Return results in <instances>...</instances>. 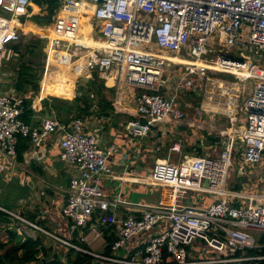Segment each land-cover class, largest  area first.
Returning <instances> with one entry per match:
<instances>
[{
    "label": "built area",
    "instance_id": "built-area-1",
    "mask_svg": "<svg viewBox=\"0 0 264 264\" xmlns=\"http://www.w3.org/2000/svg\"><path fill=\"white\" fill-rule=\"evenodd\" d=\"M33 0H0V51L9 44L25 41L23 29L34 13ZM38 5V4H36ZM38 5L36 10L45 7ZM82 17L90 30L81 33ZM25 19V21L22 20ZM32 32L45 38L48 53L43 77L54 87L67 85L68 71L76 77L96 71L138 91L132 94L139 116L126 121L125 129L134 138L145 137L165 120H179L183 110L175 104L182 91L201 90L207 103L220 102V91L228 98L225 114L231 125L219 131L221 150L216 156L184 155L178 163L157 159L147 181L172 188V198L187 191L214 195L208 206L143 204L139 214L116 217L108 213L121 201L103 196L100 180L111 171L108 156L115 144L99 147L93 133L84 131L81 117L67 123L54 116L32 125L22 118L25 95L14 87L0 89L1 168L15 160L20 137L38 142L59 132L58 158L73 169L62 213L74 225L85 226L97 214L101 224L112 228L116 239L112 251L123 249L134 236L167 223L143 247L129 257L99 254L64 240L21 214L1 208L13 219L19 235L32 238L39 231L91 256L120 264H237L264 261V188L241 192L227 188L226 180L236 145L242 147L241 164H254L264 157V0H57L47 26ZM23 35L25 37H23ZM84 36L91 44L81 41ZM220 48L225 53L218 52ZM258 62H261L260 64ZM180 66L179 76L161 92L165 68ZM226 73L233 81L218 77ZM115 80V81H116ZM78 79L72 86H77ZM116 81V82H117ZM241 83H244L243 89ZM243 101L238 104V93ZM218 100V101H217ZM237 114L243 113L244 127L237 130ZM171 149L178 150L174 144ZM208 182L204 186V181ZM234 198L240 200L235 204ZM199 242L202 256H194L192 245Z\"/></svg>",
    "mask_w": 264,
    "mask_h": 264
},
{
    "label": "crops",
    "instance_id": "crops-1",
    "mask_svg": "<svg viewBox=\"0 0 264 264\" xmlns=\"http://www.w3.org/2000/svg\"><path fill=\"white\" fill-rule=\"evenodd\" d=\"M32 6L37 11L38 5L32 4ZM81 22V33L86 34L87 30L88 32L90 30L88 17H82ZM28 23L40 29L39 25L31 19H27L23 25L24 30L37 31V29L33 30L26 26ZM30 32L26 34L30 35ZM84 37L92 40L89 36ZM180 70V66L165 68L164 83L161 85L162 93L167 95L170 93L167 90V84L173 83V77H178ZM14 74L15 72L12 71L13 80L15 79ZM172 74L175 75L171 77ZM81 77L84 78L83 81L80 79ZM90 77V73L76 77L68 71L65 79L67 85H71L69 87H54L48 76L43 79L41 77L39 90L30 95V108L39 105L40 110L45 111L42 109V104H47L49 115L44 116L40 112H31L26 116L27 123L39 125L44 118L49 116H54L59 121L67 123L75 115L76 108L72 106L67 117H58L56 110L52 107L51 96L58 95V93L55 94L56 88L59 92L68 93L64 97L71 99L81 85L88 80L91 81ZM75 78L78 79L77 86L76 84L72 86ZM103 79L114 82V111L108 110L105 105L99 108L97 96L93 95L88 113L81 114L80 117L84 121V131L95 135L99 147L107 149L112 144L117 146V150L108 156L111 171L103 174L100 180L103 196L106 199L118 198L121 200L117 208L109 209L108 213H114L116 217H124L129 213L139 214L143 204H155L159 201L165 204L176 201L180 204L208 206L214 200V195L187 191L175 200L172 198L173 190L170 186L148 182L147 177L157 159H167L171 163H178L184 155L216 156L221 150L219 131L231 126L224 106L228 98L222 96L220 91H216L214 96L220 102L207 103L206 97H203V93L197 88L182 91L177 96L175 104L183 110L184 116L179 120H165L153 127L145 137L138 139L132 137L125 129L126 121L131 118L120 112L121 108H125L129 112L136 113L132 94L138 89L118 82L114 73ZM13 80L0 82V88L14 87ZM23 94L25 95V93ZM243 96L242 92L238 93L236 99L238 104L242 103ZM25 98H29V92H26ZM119 106L122 107L119 108ZM236 115L237 124L232 126V129L239 130L244 127L245 117L243 113H236ZM58 138L59 132L41 138L38 142H31L29 138L20 137L15 160L8 162L6 168H1L4 159L0 155L1 208L17 212L56 236L95 253L106 254V246L111 242L108 254H115L117 257H129L141 249L143 242L150 236L167 228V223L163 222L161 226L134 236L123 249L116 252L111 249L116 234L112 228L98 221V211L93 214L85 226L74 225L73 221L62 213L73 169L58 158ZM174 144L179 145L178 150L171 149ZM236 148L227 175V188L251 193L262 190L264 188V157L257 163L242 166L240 153L242 147L237 144ZM233 201L235 204L240 203L237 198H234ZM6 217V224L12 227L13 219L9 216ZM36 233V237L42 239V248H53L55 252H59L60 262H65L66 252L73 247L39 231ZM22 236L20 237L22 238ZM9 248L11 249L12 246ZM73 249L77 251L75 248ZM42 250L40 249L38 257L44 259ZM192 251L194 256L203 254V248L197 241L192 245ZM93 264L120 263L94 257Z\"/></svg>",
    "mask_w": 264,
    "mask_h": 264
},
{
    "label": "trees",
    "instance_id": "trees-1",
    "mask_svg": "<svg viewBox=\"0 0 264 264\" xmlns=\"http://www.w3.org/2000/svg\"><path fill=\"white\" fill-rule=\"evenodd\" d=\"M32 3L38 5L46 3L45 7H41L28 18L44 29L51 19L54 8L57 6V0H33ZM22 20L25 21L24 18H22ZM26 26L33 30L37 29L30 23ZM34 32H38L39 34L42 33L41 31ZM19 44L22 45V49L18 46ZM45 47V38L33 34L25 41L9 44L5 48L6 53L9 51L11 54L15 55L11 64V68L16 74L14 88L22 93L29 92V98L22 100L25 107L22 118L25 122H27L26 116L31 113L30 95L37 93L39 90L40 77L45 64L42 60L33 62L31 57L38 56L40 53L43 54ZM92 74L94 78L81 85L78 92L71 99L64 97L68 95V93L59 92L58 89L55 88V94L58 93V95L51 96V101L52 107L56 110L58 117H67L71 112L70 108H72V106L76 108L75 115L73 116L80 117L81 114H87L91 101H93V95L97 96L99 108L105 105L108 110L114 111V82L99 78L96 71H93ZM121 107L119 106V108ZM120 112L128 115L130 118L139 117L136 113L129 112L125 108H121ZM6 216L8 215L0 209V264H93V256L77 252L73 248H70L66 252V260L61 263L59 260V252H55L53 248L50 247L42 248L41 238H32L26 235H23L24 237L22 236L21 238V235L17 234L12 227L6 224ZM260 239L264 240V236ZM110 245L111 242L106 246V254L109 253ZM10 246H12V248L7 250ZM40 249H43L42 256L44 259L38 257ZM258 252H264V249L243 251V253ZM237 264H264V261L256 263L242 262Z\"/></svg>",
    "mask_w": 264,
    "mask_h": 264
},
{
    "label": "rangeland",
    "instance_id": "rangeland-1",
    "mask_svg": "<svg viewBox=\"0 0 264 264\" xmlns=\"http://www.w3.org/2000/svg\"><path fill=\"white\" fill-rule=\"evenodd\" d=\"M39 27H42V26H40L39 25ZM87 32H88V30H87ZM30 33H32V32H30ZM33 34V33H32ZM26 35V34H25ZM23 37H25L24 35H23ZM21 49H22V45L21 44H19L18 45ZM18 47V48H19ZM218 52H220V53H225V50L224 49H222V48H220V50L218 51ZM46 53H48V50H47V45H46V47H45V49H44V53L42 54V53H40V54H38V56H35V57H31V59L33 60V62H39L40 60H42V61H44V63H45V61H46V58H47V56H46ZM15 58V55H13V54H11L9 51H7V53L5 52V50H3V51H0V69H1V71H0V82L1 83H3L4 81H6V80H13L12 78H14L13 77V75H12V71H13V69L11 68V64H12V62H13V59ZM5 61V62H4ZM4 63V64H3ZM259 64L261 63V62H258ZM13 73H14V71H13ZM218 76H220L221 78H223V79H227V80H230V81H233V80H235L236 78L234 77V76H232V75H230V74H226V73H219V74H217ZM14 76H15V74H14ZM41 76H42V74H41ZM46 78V77H45ZM82 81L84 80V78L83 77H81L80 78ZM40 80H41V77H40ZM13 81H15V79L13 80ZM242 85H241V88L243 89V86L245 85L244 83H241ZM1 90H3V88L1 87L0 88ZM46 91V90H45ZM70 96H72V95H70ZM38 107V108H37ZM42 109L43 110H45V111H42V110H40V108H39V105L37 106H34L33 108H31V112L32 113H34V112H40V113H43L44 114V116H48L49 115V113H48V111H49V107H48V105L46 104V105H44V104H42ZM47 111V112H46ZM228 185V184H227ZM53 240V239H52ZM10 249V248H9ZM7 250H8V248H7Z\"/></svg>",
    "mask_w": 264,
    "mask_h": 264
},
{
    "label": "bare ground",
    "instance_id": "bare-ground-1",
    "mask_svg": "<svg viewBox=\"0 0 264 264\" xmlns=\"http://www.w3.org/2000/svg\"><path fill=\"white\" fill-rule=\"evenodd\" d=\"M82 42L86 43V44H91L92 40H89L88 38H82L81 39Z\"/></svg>",
    "mask_w": 264,
    "mask_h": 264
},
{
    "label": "water",
    "instance_id": "water-1",
    "mask_svg": "<svg viewBox=\"0 0 264 264\" xmlns=\"http://www.w3.org/2000/svg\"><path fill=\"white\" fill-rule=\"evenodd\" d=\"M30 35H32V34L30 33ZM30 35H27V34H26V36H28V37H29ZM207 185H208V182L205 180V181H204V186H207Z\"/></svg>",
    "mask_w": 264,
    "mask_h": 264
}]
</instances>
